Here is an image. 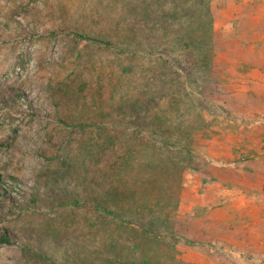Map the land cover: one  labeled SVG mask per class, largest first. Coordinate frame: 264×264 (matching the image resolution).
<instances>
[{
	"label": "rangeland",
	"instance_id": "374dc122",
	"mask_svg": "<svg viewBox=\"0 0 264 264\" xmlns=\"http://www.w3.org/2000/svg\"><path fill=\"white\" fill-rule=\"evenodd\" d=\"M220 1L0 0V264H178L182 180L242 101Z\"/></svg>",
	"mask_w": 264,
	"mask_h": 264
},
{
	"label": "crops",
	"instance_id": "0c3cea01",
	"mask_svg": "<svg viewBox=\"0 0 264 264\" xmlns=\"http://www.w3.org/2000/svg\"><path fill=\"white\" fill-rule=\"evenodd\" d=\"M216 9L222 23L216 22L214 33L229 40L224 44L232 53L230 64L244 70L226 75L242 83L235 93L242 101L238 108L225 109L224 127L234 132L213 137L210 148L196 151L190 174L182 180L172 224L176 258L178 264H264V165L259 158L264 0H221ZM243 51L249 56L239 58ZM238 143L248 148V156L235 153Z\"/></svg>",
	"mask_w": 264,
	"mask_h": 264
},
{
	"label": "trees",
	"instance_id": "16d2710c",
	"mask_svg": "<svg viewBox=\"0 0 264 264\" xmlns=\"http://www.w3.org/2000/svg\"><path fill=\"white\" fill-rule=\"evenodd\" d=\"M211 28V26H210ZM208 29L207 33L208 35H206V39H200L199 40V43L196 42L197 44H201V45H204V46H210L211 44V29ZM73 35V37L75 38H86V39H89L88 37L84 36V35H81V34H78V33H71ZM193 46V48H196L197 51L195 52L194 51V56H197V57H200V58H203L204 57V54L206 52V50L202 47H198L196 45H194L195 43L193 42V39H189L187 40L186 42L184 41V43H181V46ZM195 46V47H194ZM191 50V49H190ZM193 52V51H192ZM2 176L0 174V188H1V185H2ZM151 231V230H150ZM10 242V239H9V236L7 235L6 232L4 233H0V244H3V243H9Z\"/></svg>",
	"mask_w": 264,
	"mask_h": 264
},
{
	"label": "built area",
	"instance_id": "2783aa9c",
	"mask_svg": "<svg viewBox=\"0 0 264 264\" xmlns=\"http://www.w3.org/2000/svg\"><path fill=\"white\" fill-rule=\"evenodd\" d=\"M259 158L264 165V136L261 138L259 143Z\"/></svg>",
	"mask_w": 264,
	"mask_h": 264
}]
</instances>
